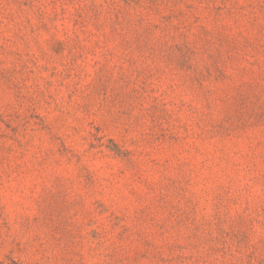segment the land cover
Instances as JSON below:
<instances>
[{"label":"rangeland","instance_id":"obj_1","mask_svg":"<svg viewBox=\"0 0 264 264\" xmlns=\"http://www.w3.org/2000/svg\"><path fill=\"white\" fill-rule=\"evenodd\" d=\"M0 264H264V0H0Z\"/></svg>","mask_w":264,"mask_h":264}]
</instances>
